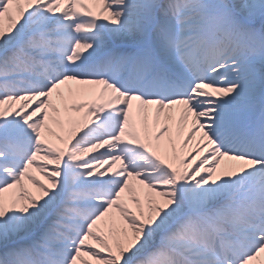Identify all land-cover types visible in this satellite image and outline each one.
Returning <instances> with one entry per match:
<instances>
[{"label":"snow or ice","instance_id":"obj_1","mask_svg":"<svg viewBox=\"0 0 264 264\" xmlns=\"http://www.w3.org/2000/svg\"><path fill=\"white\" fill-rule=\"evenodd\" d=\"M0 264H264V0H0Z\"/></svg>","mask_w":264,"mask_h":264}]
</instances>
